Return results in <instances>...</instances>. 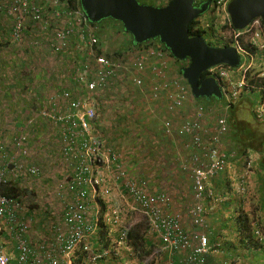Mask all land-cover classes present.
Segmentation results:
<instances>
[{"label":"built area","instance_id":"obj_1","mask_svg":"<svg viewBox=\"0 0 264 264\" xmlns=\"http://www.w3.org/2000/svg\"><path fill=\"white\" fill-rule=\"evenodd\" d=\"M50 1L65 10L57 12L50 37L34 40L32 46L55 57L67 54L70 80L67 86L53 89L37 113L43 126L53 131L54 150L51 144L32 146V139L38 137L32 131L34 120L16 130L10 150L0 148V264H154L155 248L144 255L131 245L129 233L134 227L123 222L112 200L115 191L127 205L128 200L132 202L133 213L146 218V229L162 244L159 253L186 252L183 264H207L209 237L201 231L188 232L182 215L172 210L171 196L153 190L148 175L130 174L116 143L105 146L97 136L94 124L100 114L96 102L107 99L103 114L110 111V121L117 122L116 117L126 120L122 126L130 132L140 127L136 115L143 113V105L163 115L165 136L175 145L181 141L184 148L174 158H179L182 172L191 180L193 205L186 214L194 227L206 228L208 213L214 210V205L206 203L214 199L209 184L226 174L237 157L225 148L229 110L243 95L253 94L251 112L264 123V21L256 18L237 30L228 13L232 0H215L213 19L224 20L226 31L212 30V17L200 23V29L208 31L212 45L234 47L241 62L235 68L220 64L204 73V79L213 78L221 87L223 103L202 105L165 47L150 41L128 45L125 50L121 39L118 49L111 50L83 10L67 7L61 0ZM154 1L164 4L170 0ZM37 2L42 0L0 1V20L9 16L14 21L13 45L25 40L28 18L38 24L44 20V7ZM202 4L203 0H195L196 6ZM105 31L112 32L116 41L121 37L117 27L107 26ZM129 136L136 139L132 133ZM40 143H44L42 138ZM41 153L52 163L48 173L34 163ZM251 154L244 159L243 184L256 166ZM9 182L29 190L23 197H10L3 192ZM240 191L244 192L242 184ZM256 235L261 233L256 231Z\"/></svg>","mask_w":264,"mask_h":264},{"label":"crops","instance_id":"obj_2","mask_svg":"<svg viewBox=\"0 0 264 264\" xmlns=\"http://www.w3.org/2000/svg\"><path fill=\"white\" fill-rule=\"evenodd\" d=\"M107 26H109V28L113 27L109 24L104 25V27ZM110 34L112 33L110 32ZM120 34V40L122 39L120 46L126 50L128 45H131V40L124 33L121 32ZM105 46L111 48V50L118 49L117 42L110 45L106 43ZM24 49L25 48L20 45L11 46L0 44V148L3 144L11 147V139L16 130L24 127L25 118H23V116L25 112H30L32 114L31 116L39 118L37 115L39 107H41L46 99L53 93V89L58 86H67L68 84L65 80L66 76H63L64 73L59 75L53 72L54 68L46 67L43 69L41 65L40 74L37 75V79L43 82L42 87L39 88L36 93L32 94V96H29L30 99L24 100L25 104L23 105L21 98L19 100V97H17L16 81L12 73L14 66L18 65L23 60L20 55V50ZM37 52L49 58L47 64L60 63L63 68L70 70V60H63L60 62L59 60L56 61L53 54L48 53L47 50L46 52ZM31 106H33L32 112ZM141 110L143 113L141 112V115H136V121H138L140 127L136 128L135 131H131V133L134 132L133 135H136V137H134L136 139L130 138L127 140L126 144H124V148L120 150L122 159H124L122 163L130 174L138 175L144 173L150 178L152 186L153 184L154 186L156 184L160 186L164 180L163 178L167 176L169 169L165 172L163 170V172L159 171L157 173L154 171L155 169L149 172V164L154 160L164 159L166 154L171 157V151L175 154H179L184 148L181 141L178 145H175L170 138L165 136L161 124L163 118L162 114L152 113L144 105ZM105 116L107 117H103L104 124H109L110 111H107ZM42 130L43 133L46 131V129ZM41 138L42 137H34L32 139V146L34 148L37 146H44V148H46L48 144L44 145V143H40ZM163 138L166 141H163ZM47 154L51 156L49 153ZM158 156H160V158H158ZM252 157L255 161L256 169L246 177V190L244 192L240 191L241 182L239 181L245 169L243 156H238L233 159L228 172L213 179L209 184L208 188L213 192L214 199L207 200L206 203L207 206L212 207L214 205V210L208 213L206 228L195 227L197 230L193 229L192 227L194 226L185 213L187 208H182L183 210L185 209L182 214L185 229L188 232L201 231L209 237L211 249L206 257L207 264H226L231 261L234 262L233 264H264V246L263 249L257 251L254 249L245 250L237 247L240 238L237 236L236 230L232 229L228 231L230 228L229 226L234 225L232 221H235L239 215L244 214L247 215L251 228L253 227L255 229L258 227L261 229V233L263 234L261 239L263 238L264 241V171H261L258 166L260 156L252 153ZM176 159L179 164V172L181 171L180 173L184 174L180 167L181 163L179 162V158L176 157ZM34 163L38 164L42 170L47 173L51 171L52 163L44 159V153H41L40 156H36ZM163 174L164 177H162ZM49 179H51V177L48 176V182H50ZM178 186L179 184L176 185L175 189L180 192ZM182 199L183 197L180 196L178 199L176 198V201L179 202L180 200L182 201ZM216 199L217 201H215ZM172 209H174V203ZM182 209L180 207V210ZM215 234L219 235L213 238ZM155 241L158 242L157 237H155ZM259 243L262 244L261 241ZM232 245H236V247L233 248ZM154 247V251H158L154 264H183V261L187 257L186 252L170 254L163 251L159 253V250L162 249L161 242L157 243ZM126 259L129 260L128 257H126ZM102 263L109 264L106 262Z\"/></svg>","mask_w":264,"mask_h":264},{"label":"trees","instance_id":"obj_3","mask_svg":"<svg viewBox=\"0 0 264 264\" xmlns=\"http://www.w3.org/2000/svg\"><path fill=\"white\" fill-rule=\"evenodd\" d=\"M0 1L2 2L3 0H0ZM138 1L141 4H151L155 6H163L167 4V2L164 4H160L153 0H150L151 3H145L144 2L145 0H138ZM61 2L65 3L67 7L70 6L72 9L83 10L80 4V0H61ZM37 4L44 7L43 9L44 10V20L40 23L42 25L38 24L37 22H34L33 19L31 18H28L27 21L25 22V29L23 32L25 40L23 41L22 44H19L20 46L25 48L24 50H20V53H21L20 55L23 60L18 65L14 66L13 73H12V76L14 80L16 81L17 97H19V100L21 98V102L23 103V105L25 104L24 100L30 99L29 96H32V94L36 93L38 89L42 87L43 82H41L40 80L38 81L37 79L38 77L37 75L40 74L41 65L43 69H45L46 67L54 68L53 72L59 75H62V73H64L63 76H66L65 80L67 81L70 80L68 76L69 73H68L67 68H63L60 65V63L59 64L57 63L58 65L57 64H47V62L49 61V58L39 54L37 52L38 50L32 46V42H35L34 40L39 39L42 41L50 37V33L52 30L49 28L52 26L54 27V24L56 23V21H58V19L56 18L57 12H62L65 9L54 6L50 0H42L41 4L39 2H37ZM3 7H4L3 10L5 8L7 9V4L3 3ZM6 9L4 11H6ZM6 21H9L10 24L7 25ZM12 22L14 21H12L11 17L9 16H4V18L0 20V44L13 46L11 43V37H10ZM49 23H51L50 26L49 27L47 26V29H45L44 26L48 25ZM108 24L114 27H117L120 29V31L124 32L123 26L119 22L114 21L112 19H106L98 24H94L90 22L91 26L96 27L99 30H101V28H103L104 25H108ZM199 25H200V21L198 20H195L193 23H191L189 27L191 36H197V35L207 36L208 35V31L201 30ZM212 30H214V28H212ZM130 38H131L132 46H140V44H136L134 42L131 36ZM154 41L158 43L159 45H161L162 47H164V45H162L158 40H154ZM66 55L67 54H62L59 57H55L53 55V57L56 61L59 60L60 62H62L63 60H67ZM176 64L182 65V62H179L177 60ZM182 68L183 67H180L179 69L180 74H182V71H181ZM204 76L205 75H203L202 79H204ZM95 97L97 98L98 95H96ZM242 98L247 100L251 107L253 106L254 98H255L253 94L243 95ZM195 100L197 103L202 104V105H208V104L220 103V102L223 103V100H218L216 98H212V99L205 98V99H195ZM96 105L98 108L97 113L100 114L98 121L94 124V128L96 129L95 131L97 133V136L101 139V141L105 143V146H108L109 144L111 145L112 143H116L117 150L118 151L122 150L124 148V144H126V141L130 139L129 135L131 133L130 131H128L127 127L122 126L123 123H126V120L116 117L117 122L109 121V124H102L103 123L102 117H105V118L107 117L105 116V114H103V112L104 110H106V108L109 105L108 100L103 98L100 101H97ZM237 105H234L229 110V113H228L230 132H229V136L226 142L232 144V141H234L233 143H235L234 144L235 149L233 148V145L232 147L229 145L230 151L231 152L236 151L238 153V156H243L244 159L249 158L250 153L258 154L260 156V161H259L258 166L261 171H264V138L260 141L259 144L256 143V139L254 137H250L251 135H248L245 140L242 139V133H245V134H251V133L249 132V130L243 131V129L245 130L246 128H239V125L233 122L235 119L234 115L236 113L235 108L237 107ZM32 110H33V106H31V112ZM31 115L32 114L30 112H25L23 116V118H25V124L28 123L29 120H34L32 131L36 133L38 137H42L44 143L46 140V144L55 145V143L53 142V135H52L53 131L51 127L46 124H44L43 126V122L41 121V119L34 118ZM42 128L46 129L44 133H43ZM133 133L134 132H132V134ZM54 145L51 146V150H54ZM3 146L5 150L6 149L10 150L11 148V147L5 146L4 144ZM171 155L172 156L170 157V155L166 154L165 157L163 156L164 159L156 160V161L154 160L152 163H150L149 172L153 171L154 169H155L154 171L157 173L159 171L163 172V170L164 172L167 171L172 165L171 160H173L174 153L171 152ZM0 156H1V153H0ZM158 158H160V156H158ZM165 163H169V165ZM239 181L241 182L240 185L242 184L244 186V191H245L246 190L245 180H244V184H243V179H240ZM25 186L26 185H19V186L12 185L11 186V182H9L7 185L4 186L3 192L10 197H23L25 196V193L29 190V187L28 186L25 187ZM192 205H193V201H192L191 206ZM232 223L234 225L229 226L230 228L228 229V231L229 230L231 231L232 229L236 230L237 236H239L240 238L237 244V247H240L245 250L254 249L255 251L263 249L264 241H263V238L261 239V236L263 235L261 233V229H259L258 227H256L255 229L253 227L251 228L250 227L251 225L249 224V221L247 219V215H244V214L239 215L235 219V221H232ZM256 231H259L261 235H256ZM217 235L219 234H215L213 238H216ZM155 237H156L155 235L149 232V229H143L139 226L131 228V231L129 233V239H130L131 245L135 249L143 253L144 255H148L149 253H152L153 249L155 248L154 246L157 243H160L159 240L158 242L155 241ZM259 239L262 242V244L259 243L260 242ZM232 247L235 248L236 245H232ZM233 263L234 262L231 261L229 264H233Z\"/></svg>","mask_w":264,"mask_h":264},{"label":"water","instance_id":"obj_4","mask_svg":"<svg viewBox=\"0 0 264 264\" xmlns=\"http://www.w3.org/2000/svg\"><path fill=\"white\" fill-rule=\"evenodd\" d=\"M210 0L200 6L195 0H170L166 5L141 4L138 0H80L87 19L98 24L106 19L119 22L136 44L158 40L179 62L186 63L182 76L195 99H223L221 87L213 78L202 79L217 65L239 66L234 47L211 45L205 36H191L189 27L207 11ZM232 25L245 29L252 20L264 21V0H232L228 5Z\"/></svg>","mask_w":264,"mask_h":264},{"label":"rangeland","instance_id":"obj_5","mask_svg":"<svg viewBox=\"0 0 264 264\" xmlns=\"http://www.w3.org/2000/svg\"><path fill=\"white\" fill-rule=\"evenodd\" d=\"M145 3H151L150 0H145ZM211 17L208 16H203L201 17L200 23L203 24L206 21L210 20ZM212 20L213 16H212ZM7 25L10 24L9 21H6ZM224 20L219 19L217 22L214 21V29L217 31H226L227 26L223 24ZM106 27L101 28V30L98 29L100 35L102 37H104V44L108 43V45L110 44H115L117 42V45L120 43V39H117V41L115 40V35L114 34H107L105 31ZM112 33V32H111ZM128 37V36H127ZM130 39V37H129ZM206 39L208 40V42H210V36L207 35ZM250 105L248 103L247 100L242 99V101L237 105V107L235 108V119H234V123L239 125V128H246L245 130L243 129V131H247L249 130V132L251 134H245L242 133V139H246L248 135H251L250 137H254L256 139V143L259 144L260 141L264 138V123L263 122H259L257 121L250 109ZM233 124V123H232ZM232 127V126H231ZM242 130V129H241ZM162 141V140H161ZM164 141V138H163ZM234 141H232L231 143L226 142L225 148L227 151H230V146L234 148ZM230 145V146H229ZM235 149V148H234ZM233 149V150H234ZM172 152V151H171ZM231 152V151H230ZM234 153H236V156L238 157V153L236 151H233ZM174 153V152H172ZM251 154V153H250ZM252 155V154H251ZM172 156V155H171ZM172 159V158H171ZM171 167L169 168V171L167 172V176L164 177V174L162 175V177H164L162 184L160 186H158L157 184L154 186H152L153 190H165L166 192H168L171 196V198L173 199V203H174V209L173 212L178 213L179 215L183 214L185 209L187 208V210L191 207L192 204V185H191V180H190V176L189 174H181L179 172V164L176 158H174L173 156V160H171ZM168 164L169 163H165ZM164 182V184H163ZM179 184V189L180 192H178L175 187L176 185ZM183 197L182 201L180 200L179 202L176 201V198L178 199L179 197ZM113 199L117 205V207L121 210L122 212V219L123 222L125 224H130L133 225V227L139 226L143 229H146V227L148 226L147 222H146V218L142 215V213L137 212V213H133L131 211V208L129 207L130 205H132L131 201H127L129 203V205L126 204L125 201H122L118 194L115 191V194L112 195ZM185 207V209L180 210ZM187 210L185 213H187ZM190 220V218H189ZM191 222V221H190ZM193 229H195V227H192ZM197 230V229H195Z\"/></svg>","mask_w":264,"mask_h":264},{"label":"flooded vegetation","instance_id":"obj_6","mask_svg":"<svg viewBox=\"0 0 264 264\" xmlns=\"http://www.w3.org/2000/svg\"><path fill=\"white\" fill-rule=\"evenodd\" d=\"M208 0H203V4L205 3V2H207ZM211 1V3L208 5V7H207V11H206V13L204 14V15H202L201 17H203V16H208V17H212L213 15H214V11H215V4H214V2H215V0H210ZM158 5H160V4H158ZM198 21H200V19L198 20ZM118 25V24H117ZM208 41V40H207ZM212 43V42H211ZM210 43V44H211ZM214 46H217V45H214ZM186 65V63H183L182 62V65H180V67H184Z\"/></svg>","mask_w":264,"mask_h":264},{"label":"clouds","instance_id":"obj_7","mask_svg":"<svg viewBox=\"0 0 264 264\" xmlns=\"http://www.w3.org/2000/svg\"><path fill=\"white\" fill-rule=\"evenodd\" d=\"M201 18V17H200ZM199 18V19H200ZM199 19H197V20H199ZM232 23V22H231ZM233 26V25H232ZM124 33H125V31H124ZM126 34V33H125ZM128 37H130V35H128V34H126ZM206 37V36H205ZM130 40H131V38H130ZM210 43V42H209ZM212 45V44H211ZM214 46V45H213ZM218 47V46H217ZM223 100V99H222Z\"/></svg>","mask_w":264,"mask_h":264}]
</instances>
